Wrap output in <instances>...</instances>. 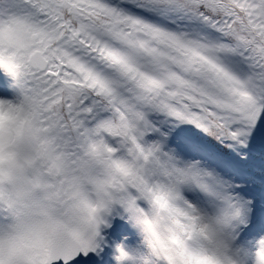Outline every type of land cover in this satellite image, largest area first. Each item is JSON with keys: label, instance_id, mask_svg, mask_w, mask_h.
<instances>
[{"label": "snow or ice", "instance_id": "1", "mask_svg": "<svg viewBox=\"0 0 264 264\" xmlns=\"http://www.w3.org/2000/svg\"><path fill=\"white\" fill-rule=\"evenodd\" d=\"M0 264H264V0H0Z\"/></svg>", "mask_w": 264, "mask_h": 264}]
</instances>
